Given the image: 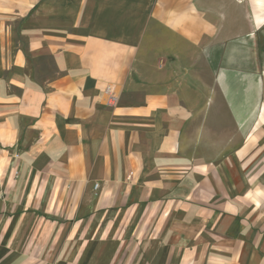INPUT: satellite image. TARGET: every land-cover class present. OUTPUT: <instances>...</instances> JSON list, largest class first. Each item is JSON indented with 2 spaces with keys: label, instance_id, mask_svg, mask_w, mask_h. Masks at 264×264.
I'll return each mask as SVG.
<instances>
[{
  "label": "crops",
  "instance_id": "1",
  "mask_svg": "<svg viewBox=\"0 0 264 264\" xmlns=\"http://www.w3.org/2000/svg\"><path fill=\"white\" fill-rule=\"evenodd\" d=\"M0 264H264V0H0Z\"/></svg>",
  "mask_w": 264,
  "mask_h": 264
},
{
  "label": "built area",
  "instance_id": "2",
  "mask_svg": "<svg viewBox=\"0 0 264 264\" xmlns=\"http://www.w3.org/2000/svg\"><path fill=\"white\" fill-rule=\"evenodd\" d=\"M110 99H111L110 101H111V103H112V102H115L116 97L112 95V97H111Z\"/></svg>",
  "mask_w": 264,
  "mask_h": 264
}]
</instances>
